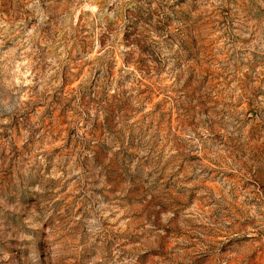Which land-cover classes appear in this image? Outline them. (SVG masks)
<instances>
[{"label":"clouds","instance_id":"9594fccd","mask_svg":"<svg viewBox=\"0 0 264 264\" xmlns=\"http://www.w3.org/2000/svg\"><path fill=\"white\" fill-rule=\"evenodd\" d=\"M0 264H264V0H0Z\"/></svg>","mask_w":264,"mask_h":264}]
</instances>
